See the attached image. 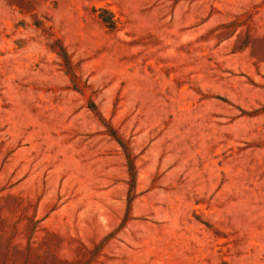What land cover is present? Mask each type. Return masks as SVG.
<instances>
[{
  "label": "rangeland",
  "instance_id": "1",
  "mask_svg": "<svg viewBox=\"0 0 264 264\" xmlns=\"http://www.w3.org/2000/svg\"><path fill=\"white\" fill-rule=\"evenodd\" d=\"M0 264H264V0H0Z\"/></svg>",
  "mask_w": 264,
  "mask_h": 264
}]
</instances>
